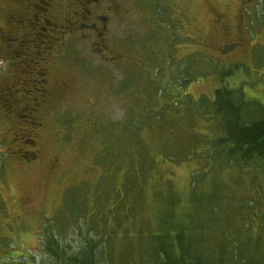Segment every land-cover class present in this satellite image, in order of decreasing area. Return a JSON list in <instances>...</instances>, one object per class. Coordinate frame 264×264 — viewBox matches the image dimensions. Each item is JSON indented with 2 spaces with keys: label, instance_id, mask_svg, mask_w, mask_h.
Segmentation results:
<instances>
[{
  "label": "rangeland",
  "instance_id": "rangeland-1",
  "mask_svg": "<svg viewBox=\"0 0 264 264\" xmlns=\"http://www.w3.org/2000/svg\"><path fill=\"white\" fill-rule=\"evenodd\" d=\"M116 1L127 12L110 39L118 60H102L80 38L51 41V50L50 39L43 38L40 58L45 51L65 52L46 57L55 60L42 83L38 77L19 74L21 58L13 61L1 54L0 256L14 259L28 252L40 263L45 254L40 232L55 223L53 232L70 254L96 237L94 244L106 243L113 264L137 259L136 226L154 227L157 216L153 189L164 188L169 180L177 215L201 172L225 183V190L247 205L246 212L257 215L251 222L254 232L260 228L258 221H264V172L236 176L222 157L208 154L218 125L203 106L181 96L212 98L221 75H226V84L240 87L249 100L264 106V0ZM182 77L189 80L184 88L178 86ZM144 99L159 103L149 106ZM176 100L177 107H172ZM130 117L134 123L129 130H135L147 148L158 150L157 134L167 129L162 139L180 143L171 148L181 157L177 163L156 157L143 194L141 222L131 218L125 233H111L106 241L100 216L104 189L108 202L115 191L101 180L97 155L102 147L94 130L117 127L122 133L120 127ZM151 125L155 128H148ZM143 168L150 171L149 161ZM206 179L201 188L209 187Z\"/></svg>",
  "mask_w": 264,
  "mask_h": 264
},
{
  "label": "trees",
  "instance_id": "trees-1",
  "mask_svg": "<svg viewBox=\"0 0 264 264\" xmlns=\"http://www.w3.org/2000/svg\"><path fill=\"white\" fill-rule=\"evenodd\" d=\"M166 51L168 53L169 49ZM225 79L226 75H221V83L214 89L212 98L202 96L196 100L187 93L181 96L184 101L203 106L205 115L218 125L219 132L209 143L208 154L222 157L227 170L235 171L236 176L264 172V106L255 99L249 100L240 87L226 84ZM181 81L178 86L184 88L189 80L182 77ZM149 84H153L152 80ZM136 100L140 101L138 94ZM144 102L149 106L159 103L146 99ZM178 102L176 100L171 106L177 107ZM132 123V117L123 123L120 127L122 133L117 131V127L109 130L95 127L94 130L100 136L98 141L102 147L97 155L103 172L101 180L107 181L109 191H115L108 202L110 196L104 189L100 216L107 231L104 235L106 241L111 238V233H125V222L141 217L143 194L156 157L170 163H177L181 157L171 148L179 147L180 143L162 139L167 137L164 134L167 129L158 132L160 148L153 150L140 141L135 130H129ZM161 139L163 143H160ZM187 147L191 146L188 144ZM148 161L150 171H145L143 167ZM205 178L209 187L204 189L200 185L204 184ZM159 179L162 181L163 176L160 175ZM168 181L166 179L164 188L158 186L151 194L157 215L154 227L136 226L134 236L140 240L139 257L120 264H264V221H258L260 228L254 232L251 222L257 215H249L245 210L247 205L242 206L234 193H228L225 183L207 176L205 172L196 175L191 182L187 204L183 212L176 215L173 212L176 196ZM57 227L55 223H48L47 228L40 232L43 239L40 248L45 252L40 263H35L34 257L27 252L14 259L0 256V264L4 260H18L20 264H113L104 245L106 243L103 246H100L103 241L100 245L94 244L96 237L84 241L78 253L70 254L53 232ZM95 247L97 249L94 250Z\"/></svg>",
  "mask_w": 264,
  "mask_h": 264
},
{
  "label": "flooded vegetation",
  "instance_id": "flooded-vegetation-1",
  "mask_svg": "<svg viewBox=\"0 0 264 264\" xmlns=\"http://www.w3.org/2000/svg\"><path fill=\"white\" fill-rule=\"evenodd\" d=\"M125 14L126 9L116 0H0V60L1 54L13 61L19 57L16 69L20 75L38 77L46 83L45 74L55 60L46 57L58 58L65 51H45L40 58L43 51L39 44L48 38L47 49L51 50L52 42L64 36L80 38L102 60H118L120 55L110 39Z\"/></svg>",
  "mask_w": 264,
  "mask_h": 264
}]
</instances>
